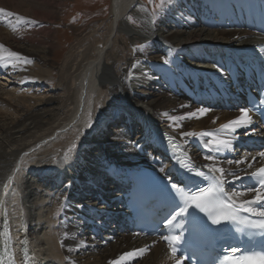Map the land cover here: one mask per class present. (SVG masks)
Listing matches in <instances>:
<instances>
[{
	"label": "bare ground",
	"instance_id": "6f19581e",
	"mask_svg": "<svg viewBox=\"0 0 264 264\" xmlns=\"http://www.w3.org/2000/svg\"><path fill=\"white\" fill-rule=\"evenodd\" d=\"M65 1L0 0V45L31 61L0 67V223L10 247L19 258L25 244L31 264H112L128 252L137 255L126 264H177L156 238L118 231L127 171L171 172L148 121L196 163H211L203 141L181 133L215 131L240 116L241 108L226 110L215 97L230 103L233 78L251 75L254 44L264 43V0H168L153 12L143 0H111L107 17L72 43L52 28ZM202 107L207 114L179 127L164 115ZM251 117L234 134L233 150L220 154V166L240 176L264 163L263 150L239 147L263 136ZM245 156L239 166L227 163ZM227 179L226 190L241 188ZM107 181L112 190L104 195Z\"/></svg>",
	"mask_w": 264,
	"mask_h": 264
},
{
	"label": "snow or ice",
	"instance_id": "6c2138e0",
	"mask_svg": "<svg viewBox=\"0 0 264 264\" xmlns=\"http://www.w3.org/2000/svg\"><path fill=\"white\" fill-rule=\"evenodd\" d=\"M167 2L168 0H161V3L157 7L163 11ZM4 12V9H0V13ZM5 14L12 15L11 13ZM32 23H35V21H32ZM13 31H16L15 27ZM21 62L31 63L30 60L21 58L18 53L6 49L4 45H0V67L8 68L11 65V67L15 68ZM208 111V108L202 107L184 116H169L168 113H164V115L173 122V125L170 126L179 127L180 121L191 118L198 119L199 116L207 114ZM249 111L248 108H241V114L238 118L221 124L219 129L215 131H188L181 133V137H195L203 141L202 148L205 150L203 159L211 163H206L202 167L191 162L186 151L181 150L180 146L175 143L174 137H167L173 149V156L177 159L180 168L187 175L178 179L169 177L165 184V187H168L170 192L174 193L175 197H178V200L173 199L175 207L169 213L170 218H165V227L171 228L178 217L189 214V210L194 208L204 213L212 225L224 223L242 224L264 232V166L247 173L249 179L252 181L250 186L241 184L240 189L233 188L231 191H228L225 187L228 183L227 177H231L233 181L242 180L243 177L236 172H231L221 167L219 163L221 153L233 150V137L237 130L240 128L248 129L252 124V117L249 115ZM213 123H215V120ZM165 135L167 136V134ZM257 155L264 159V151L257 153ZM246 160L247 156L242 159L228 160L227 163L229 165L235 163L239 166ZM252 160L255 161L256 156H252ZM247 167L252 168L253 165L249 163ZM160 171L163 172L164 168L162 167ZM195 177L210 181V183L207 187H200L198 184L191 182ZM249 193L255 194L252 199H239ZM254 205H259V207H254ZM64 206L62 204L61 208ZM59 211L60 209L57 210V214ZM241 212L247 213L248 216L241 217ZM253 216L258 217V219H251ZM239 230L237 229V231ZM163 239L168 242L171 252L175 254L176 249L173 245L178 243L181 237L173 235L165 236ZM139 251L142 253L144 250L141 249ZM237 251L238 249L236 248L231 249L233 254ZM135 255H137L136 252L125 253L117 261L112 262V264H121V262H125L126 264L127 259L134 258ZM177 264H181V262L178 260ZM221 264H264V254L240 255L238 257L233 255L231 260L226 258L224 261H221Z\"/></svg>",
	"mask_w": 264,
	"mask_h": 264
},
{
	"label": "rangeland",
	"instance_id": "374dc122",
	"mask_svg": "<svg viewBox=\"0 0 264 264\" xmlns=\"http://www.w3.org/2000/svg\"><path fill=\"white\" fill-rule=\"evenodd\" d=\"M110 1L111 0H66L65 5L62 6V13L57 17V23L54 24L52 28L57 31V34H59L58 38L66 40L67 43H72L74 41V34L81 31L85 25L107 17L109 13ZM142 3L145 7H150V11L153 12L160 9L157 6L161 3V0H143ZM128 19L132 23L136 22V20H134L131 16H129ZM53 46H57L56 40L53 41ZM229 57L230 55L226 56V58ZM109 184L111 183L107 181L103 185L104 195H108V193L112 190V185ZM93 189H95V187H93ZM98 206L99 205H96V207ZM111 241L112 240H110V242Z\"/></svg>",
	"mask_w": 264,
	"mask_h": 264
}]
</instances>
